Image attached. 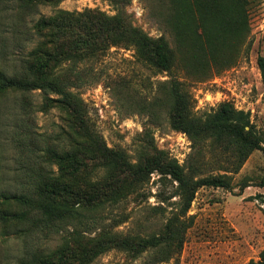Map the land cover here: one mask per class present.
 <instances>
[{
	"label": "rangeland",
	"instance_id": "rangeland-1",
	"mask_svg": "<svg viewBox=\"0 0 264 264\" xmlns=\"http://www.w3.org/2000/svg\"><path fill=\"white\" fill-rule=\"evenodd\" d=\"M164 0H160L162 2ZM246 28L230 30L214 43L197 68H185L176 51L177 64L171 71H157L135 57L133 49L111 48L97 61L78 67L85 82L75 89L86 107V118L94 139L114 150L124 151L131 162L155 150L164 151L180 165H192L198 176L217 175L229 167L230 151L210 142L193 146L189 137L170 127L166 111L151 120L135 102H150L160 95L161 82L175 77L194 100L193 110L212 112L223 101L250 113L251 122L264 134V87L257 65L264 55V0H248ZM159 0H131L127 11L137 27L152 37L164 36L177 50V39L166 23L165 7ZM13 0H0V70L12 75L18 65L13 54L27 53L36 43L32 26L41 15L56 8L70 11L98 9L115 14L110 0H63L58 6L40 4L16 26ZM5 50V52L3 51ZM18 55V54H16ZM184 65V66H183ZM53 96V95H51ZM44 92L7 90L0 93V214L20 212L22 207L5 195L28 192L32 187L30 168L57 170L46 160V148H71L63 128L69 129L66 114L58 107L42 111ZM92 180L101 183L105 168L90 162ZM264 151L255 150L238 173L233 187L203 186L196 192L183 219L190 222L184 246L171 263L249 264L264 250ZM246 183L247 186L242 187ZM178 183L155 170L144 188L127 189L118 201L107 202L98 211L85 210L82 220L95 226L89 236L105 226L121 234L161 233L171 215L181 213ZM74 222L25 223L0 216V264H20L34 252H49L71 238ZM90 264H150L146 254L133 257L111 249ZM166 264V263H163Z\"/></svg>",
	"mask_w": 264,
	"mask_h": 264
},
{
	"label": "trees",
	"instance_id": "trees-1",
	"mask_svg": "<svg viewBox=\"0 0 264 264\" xmlns=\"http://www.w3.org/2000/svg\"><path fill=\"white\" fill-rule=\"evenodd\" d=\"M62 1L13 0L16 26L26 15H33L38 5L58 6ZM110 2L116 9L112 15L98 9L62 8L41 15L32 26L37 37L34 46L27 53L13 54L18 65H14L12 75L0 70V93L43 91L41 110L58 107L64 111L69 129L63 131L73 143L69 149L46 148L45 160L56 165L57 170L31 167L33 188L4 196L22 207L18 213L2 211L4 221L16 219L34 224L77 221L71 238L49 252H34L22 258L20 264H90L111 249L136 258L146 254L150 264H175L171 261L181 252L185 232L191 226L183 218L198 189L203 186L231 189L233 174L239 172L255 150L264 151V134L251 122L249 112L223 101L212 112L198 115L193 110L191 93L175 77L161 82L160 95L153 101L134 104L154 122L165 110L170 127L185 133L195 147L210 142L212 147L230 151V165L222 169L223 173L198 176L192 165H180L160 150L145 153L133 163L124 151L96 141L86 118L84 100L75 90L85 82L79 65L97 61L116 47L133 49L138 61L157 71H171L177 64L178 50L191 54L181 56L185 68L200 67L201 58L213 51L214 43L234 28L239 33L246 28L249 5L248 0H159L166 10V23L177 39L174 50L164 36L152 37L133 24L127 11L131 0ZM257 65L264 87V55L258 56ZM92 161L98 162V168H105L101 183L92 180ZM155 170L178 183L177 194L183 201L181 213L171 215L161 233L121 234L103 226L94 236L88 235L95 226L82 220L83 211H98L107 202L120 200L125 189L135 193L144 188ZM259 185L264 186V176ZM245 186L246 183L242 184ZM249 264H264V250L259 260Z\"/></svg>",
	"mask_w": 264,
	"mask_h": 264
}]
</instances>
